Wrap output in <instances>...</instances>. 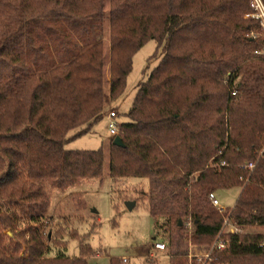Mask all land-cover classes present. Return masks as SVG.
<instances>
[{"label": "trees", "instance_id": "obj_1", "mask_svg": "<svg viewBox=\"0 0 264 264\" xmlns=\"http://www.w3.org/2000/svg\"><path fill=\"white\" fill-rule=\"evenodd\" d=\"M105 1L0 0V264H86L65 255L63 229L38 227L43 184L102 177L103 151L66 150V136L102 119L150 40L160 61L119 125L123 147L111 138L110 178L147 180L143 200L163 218L168 264L187 263V223L191 241L208 244L225 217L240 233L216 262L264 264V234L244 231L264 227V55L254 54L264 38L245 17L251 0H107V14ZM231 188L238 199L219 214L208 198Z\"/></svg>", "mask_w": 264, "mask_h": 264}, {"label": "rangeland", "instance_id": "obj_2", "mask_svg": "<svg viewBox=\"0 0 264 264\" xmlns=\"http://www.w3.org/2000/svg\"><path fill=\"white\" fill-rule=\"evenodd\" d=\"M251 2V1H250ZM264 6V5H263ZM105 1V11L108 12ZM251 9V7H250ZM251 15V14H250ZM250 15H246L247 18ZM104 70L108 85L107 15L104 22ZM262 32L260 31L259 34ZM261 37H264L263 34ZM160 61L155 41H147L133 56L132 67L126 79L122 96L107 103L105 115L85 135L73 137L70 131L64 148L69 151H103V175L101 178L80 180L67 188H58L45 182L44 193L48 199L46 219L38 227L49 236L63 229L66 242L65 255L83 257L86 264H110L111 260L127 259V264H168V250L155 254L150 249L154 242L167 243V235L158 230L163 218H153L143 200L148 192L145 179L112 180L109 176V145L112 136L108 131L106 114L115 111V121L120 125L129 122V112L140 83L145 82ZM239 188L219 190L214 197L220 207L232 209L238 199ZM133 204L130 209L126 204ZM244 231L264 234V227L247 228ZM74 233L76 237H69ZM6 235L11 236L9 231ZM188 248V239L183 241ZM194 243V241H191ZM86 245L92 254L82 256L80 246ZM166 246V245H165Z\"/></svg>", "mask_w": 264, "mask_h": 264}, {"label": "built area", "instance_id": "obj_3", "mask_svg": "<svg viewBox=\"0 0 264 264\" xmlns=\"http://www.w3.org/2000/svg\"><path fill=\"white\" fill-rule=\"evenodd\" d=\"M250 7L252 13L250 17L258 22L259 28L264 36V6L261 0H251ZM254 38V36H252ZM264 38V37H262ZM255 55H264V48L260 51H255ZM106 118L108 120V131L112 137L117 136L119 133V124L115 121L116 113L115 111H109L106 114ZM264 155V147L260 149L259 156ZM248 169H252L253 165L248 164L246 166ZM212 207H214L219 214H224L226 209L220 207L219 203L214 197V194H211L208 198ZM190 223L186 224V229L188 231V248L186 254V264H219L216 262L215 254L224 251L229 243V234L240 233V230L233 226L227 217L224 218L221 228L217 235L212 239V241L208 244L196 245L191 243V233H190ZM150 249L152 253L149 257L153 258L156 252L163 253L165 251V245L160 242H154ZM127 259H121L122 264H127Z\"/></svg>", "mask_w": 264, "mask_h": 264}, {"label": "water", "instance_id": "obj_4", "mask_svg": "<svg viewBox=\"0 0 264 264\" xmlns=\"http://www.w3.org/2000/svg\"><path fill=\"white\" fill-rule=\"evenodd\" d=\"M112 145L115 146V147H119V148H122L123 147V144L121 142V139L118 137V136H115L113 141H112ZM127 207L130 209L131 207H133V204H126ZM180 224V223H179Z\"/></svg>", "mask_w": 264, "mask_h": 264}, {"label": "crops", "instance_id": "obj_5", "mask_svg": "<svg viewBox=\"0 0 264 264\" xmlns=\"http://www.w3.org/2000/svg\"><path fill=\"white\" fill-rule=\"evenodd\" d=\"M160 252H156V254H159Z\"/></svg>", "mask_w": 264, "mask_h": 264}]
</instances>
